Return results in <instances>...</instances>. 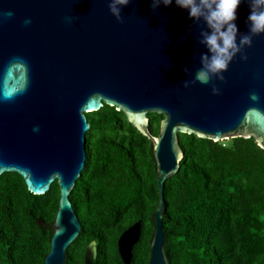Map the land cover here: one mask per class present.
I'll use <instances>...</instances> for the list:
<instances>
[{
    "label": "water",
    "instance_id": "water-1",
    "mask_svg": "<svg viewBox=\"0 0 264 264\" xmlns=\"http://www.w3.org/2000/svg\"><path fill=\"white\" fill-rule=\"evenodd\" d=\"M124 114L152 146L158 201L147 264H168L164 183L178 134L253 138L264 152V0H0V175L59 188L49 252L64 264L79 221L68 195L85 163L86 113ZM162 115L157 136L147 114ZM139 222L119 236L123 264ZM93 245L83 261L90 264Z\"/></svg>",
    "mask_w": 264,
    "mask_h": 264
},
{
    "label": "trees",
    "instance_id": "trees-1",
    "mask_svg": "<svg viewBox=\"0 0 264 264\" xmlns=\"http://www.w3.org/2000/svg\"><path fill=\"white\" fill-rule=\"evenodd\" d=\"M85 163L68 195L80 231L64 264H123L119 236L139 222L129 264H147L158 201L151 142L124 114L86 113ZM162 115L147 114L157 136ZM179 170L164 183L162 230L168 264H264V152L253 138L213 142L178 134ZM59 188L28 192L17 173L0 175V264H43Z\"/></svg>",
    "mask_w": 264,
    "mask_h": 264
}]
</instances>
